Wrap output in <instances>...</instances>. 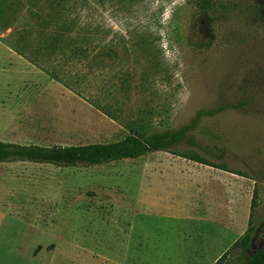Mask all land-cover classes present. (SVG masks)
Wrapping results in <instances>:
<instances>
[{
    "label": "rangeland",
    "instance_id": "rangeland-1",
    "mask_svg": "<svg viewBox=\"0 0 264 264\" xmlns=\"http://www.w3.org/2000/svg\"><path fill=\"white\" fill-rule=\"evenodd\" d=\"M59 4L88 19L93 52L104 51L97 106L12 48ZM245 79L260 91L250 110L203 117L199 144L176 154L0 162V264H214L227 250L220 264H231L239 236L225 222L246 229L254 187L253 248L264 238V0H214L207 14L196 0H0L1 141L77 145L176 128L236 103Z\"/></svg>",
    "mask_w": 264,
    "mask_h": 264
},
{
    "label": "trees",
    "instance_id": "trees-1",
    "mask_svg": "<svg viewBox=\"0 0 264 264\" xmlns=\"http://www.w3.org/2000/svg\"><path fill=\"white\" fill-rule=\"evenodd\" d=\"M60 4L52 8L50 14L39 19L34 32L27 30L26 34L21 35L12 48L76 94L88 97V100L97 106V98L104 97L109 81L104 51L101 48L97 53L93 52L94 33L89 27L88 19L69 17L65 13V7ZM196 5L200 12L207 14L209 10H212L214 0H196ZM210 21L212 22L213 19L210 18ZM189 44L197 48L208 45L199 41ZM119 79L121 80L120 77ZM251 86V81L245 79L240 86V99L236 103L198 110L188 123L176 128L161 131L138 130L115 141L77 145L41 146L0 140V162L27 161L57 167H84L122 159H136L154 151H168L176 154L174 148L177 145L197 146L199 144L195 132L203 117L213 116L226 107L249 111L254 99L260 95V91L253 92L250 89ZM100 109L106 111L104 107ZM189 159L226 170L222 164H214L201 157L190 156ZM256 206L257 191L254 187L247 227L230 247L237 252L231 264H264V238L256 248H253L257 233V224L253 223V210ZM227 251L214 264H220L226 258Z\"/></svg>",
    "mask_w": 264,
    "mask_h": 264
},
{
    "label": "crops",
    "instance_id": "crops-1",
    "mask_svg": "<svg viewBox=\"0 0 264 264\" xmlns=\"http://www.w3.org/2000/svg\"><path fill=\"white\" fill-rule=\"evenodd\" d=\"M224 227H226V235L233 234L234 230H238L237 233H238V236H240L244 232V229H245V226H244L243 231L240 232L239 228L236 227L235 223L233 221H231V220H227L225 222V226Z\"/></svg>",
    "mask_w": 264,
    "mask_h": 264
}]
</instances>
